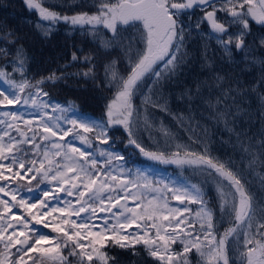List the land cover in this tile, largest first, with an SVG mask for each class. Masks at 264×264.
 <instances>
[{"label": "snow or ice", "instance_id": "snow-or-ice-1", "mask_svg": "<svg viewBox=\"0 0 264 264\" xmlns=\"http://www.w3.org/2000/svg\"><path fill=\"white\" fill-rule=\"evenodd\" d=\"M23 3L37 13L34 26L44 37L63 24L68 35L79 32L119 55L104 63L102 80L95 54L82 47L62 66L79 63V71L35 78L27 73L30 57L21 37L0 24V264H119L112 248L133 256L142 248L155 264H193V257L195 264H233V257L239 264H264V193L250 190L245 168L231 157L212 153L209 129H201L199 151L179 143L175 150H152L140 134L153 127L149 109L169 111L164 89L189 63L186 46L195 29L201 67L210 75L178 99L207 106L210 120L229 134L221 143L241 153L247 169L264 166V125L258 133L243 126L253 119L244 106L250 93H256L264 121V93L258 91L264 88V55L258 54L264 50V0H80L81 10L72 14L57 11L50 0ZM212 42L228 72L217 70L215 50L209 56ZM120 60L123 72L117 70ZM251 70L259 78L247 85L242 74ZM68 76L112 92L104 118L46 91ZM205 90L215 97L205 98ZM117 127L126 134L124 148L175 165L180 174L155 178L126 167V155L116 150L120 138L110 135ZM161 131L170 136L163 126ZM185 169L203 179L193 183ZM206 184L214 187L215 204ZM223 224L229 226L221 231Z\"/></svg>", "mask_w": 264, "mask_h": 264}, {"label": "trees", "instance_id": "trees-1", "mask_svg": "<svg viewBox=\"0 0 264 264\" xmlns=\"http://www.w3.org/2000/svg\"><path fill=\"white\" fill-rule=\"evenodd\" d=\"M79 2L80 0H50V3L56 6L57 11L67 12L68 14L81 10L78 6ZM69 3H72L73 7H59V5ZM83 10L95 11L94 8H85ZM200 15L201 13L199 12L195 14V16ZM218 15L221 14L218 13ZM37 19V13L34 11L30 12L25 7L23 0H0V24L14 29L21 37L19 43L23 44L27 55L30 57L27 65L29 76L39 78L47 76L53 71H56L57 74L60 72L73 73L79 71L84 67L79 63L73 64L67 69L62 66L70 61L73 51L82 47L84 53L92 52L95 54L96 74L98 79L102 80L104 63L119 55L118 50L105 53L90 37L83 36L79 32L68 35L66 26L63 24L58 25L51 36L46 38L34 26ZM185 19L187 18L185 17ZM202 31L205 33L209 31L206 23L202 25ZM261 31L258 26H253L255 35H259ZM201 44L200 34L193 29L192 38L187 42L186 46L187 51L190 53L189 63L183 67L180 75L174 78L171 83H168L164 89V93L168 98L169 111L149 109L153 127L148 130L141 129L142 142L152 150L157 148L164 149L167 145H171V150H175V144L179 143L199 151L202 146L197 143V140L201 136V129L207 127L209 129L212 153L221 159L231 157L236 162L237 167L245 168L246 179L250 181V190L259 196L264 193V186L261 184V177H264V166L257 164L253 169H247L248 162L247 160L241 161V153L234 151L231 145L221 143L222 139H229V134L223 130L222 126H215L210 120V112L207 106L201 103L200 100H195L189 104L184 100L178 99V96L186 88L193 87L197 81L207 80L210 75L208 69L201 67ZM213 50H215L216 54L215 66L217 70L228 72L230 70L229 66L220 61L219 48L214 42L211 43L209 56L213 55ZM80 54L78 53V55ZM258 54L264 55V50H261ZM124 68V62L120 60L117 64V70L123 72ZM7 70L11 71V65L7 66ZM17 78L19 77L17 76ZM258 78L259 72L256 70L242 74V79L247 85L256 84ZM46 91L50 93L54 100L61 103L71 101L82 112L98 119L104 118L106 98L112 95V92L105 89L103 85L97 88L96 84L91 80H84L82 77L77 76H68L65 81L57 82L55 85H48ZM258 91L264 93V88H258ZM203 95L205 98L209 95L214 98L216 93L214 90L211 93L205 90ZM135 102L139 104V98ZM244 106L251 111L253 119L243 126L250 129L251 133H258L262 125H264V121L259 117L260 101L256 93H250L246 97ZM161 126L169 131V137L163 135ZM110 135L120 138L117 141L116 150L122 151L126 155V167L139 168L141 170L150 169L154 177L159 175L161 178L175 177L180 174L181 170L175 165L159 164L142 157L135 149L124 148L127 137L122 128L112 129ZM183 175L190 178L193 183H198L203 179V177L193 175L191 169H185ZM205 190L208 192L212 203L215 204L214 187L211 184H206ZM228 226V224L218 225L221 231ZM139 253L138 256H133L130 251L118 248L109 250L110 255L117 257L119 264H155L142 248L139 249ZM195 259L193 257V264H195ZM232 260L233 264H239L236 257H233Z\"/></svg>", "mask_w": 264, "mask_h": 264}, {"label": "rangeland", "instance_id": "rangeland-1", "mask_svg": "<svg viewBox=\"0 0 264 264\" xmlns=\"http://www.w3.org/2000/svg\"><path fill=\"white\" fill-rule=\"evenodd\" d=\"M144 171H146V172H148L151 176H153L152 175V170H150V169H147V170H144ZM154 177V176H153ZM155 178H161V176L159 177V175H157V177H155ZM45 187H46V185H45ZM25 195H29V194H26L25 193ZM30 195H32V196H34V194L33 193H31ZM173 203L175 204L176 202L175 201H173ZM193 208H195L196 207V205H193L192 206Z\"/></svg>", "mask_w": 264, "mask_h": 264}, {"label": "flooded vegetation", "instance_id": "flooded-vegetation-1", "mask_svg": "<svg viewBox=\"0 0 264 264\" xmlns=\"http://www.w3.org/2000/svg\"><path fill=\"white\" fill-rule=\"evenodd\" d=\"M33 194L36 195L35 192H33ZM40 231L47 232V231H49V230H48V229L45 230V229H43V228H40ZM176 247H178V246H176Z\"/></svg>", "mask_w": 264, "mask_h": 264}]
</instances>
